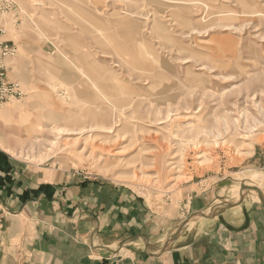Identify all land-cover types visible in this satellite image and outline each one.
I'll use <instances>...</instances> for the list:
<instances>
[{
	"label": "rangeland",
	"instance_id": "rangeland-1",
	"mask_svg": "<svg viewBox=\"0 0 264 264\" xmlns=\"http://www.w3.org/2000/svg\"><path fill=\"white\" fill-rule=\"evenodd\" d=\"M8 2V34L55 51L27 63L19 48L30 81L9 75L24 92L10 103L31 118L22 161L115 181L158 213L255 178L264 0Z\"/></svg>",
	"mask_w": 264,
	"mask_h": 264
},
{
	"label": "crops",
	"instance_id": "crops-1",
	"mask_svg": "<svg viewBox=\"0 0 264 264\" xmlns=\"http://www.w3.org/2000/svg\"><path fill=\"white\" fill-rule=\"evenodd\" d=\"M3 14L0 39L17 47L5 62L7 79L16 70L30 81V68L15 62L19 48L29 63L53 54V44L26 34L15 40ZM15 106L0 108V264H264V205L258 192L240 188L243 181L237 194L208 188L184 211L158 213L115 181L22 161L31 118ZM256 163L255 178L244 183L264 197V156Z\"/></svg>",
	"mask_w": 264,
	"mask_h": 264
},
{
	"label": "built area",
	"instance_id": "built-area-1",
	"mask_svg": "<svg viewBox=\"0 0 264 264\" xmlns=\"http://www.w3.org/2000/svg\"><path fill=\"white\" fill-rule=\"evenodd\" d=\"M8 0H0V11L8 9ZM3 29L0 28V34ZM17 53L16 44L13 41L0 39V108L14 99H20L23 96V89L16 83L9 82L5 62Z\"/></svg>",
	"mask_w": 264,
	"mask_h": 264
},
{
	"label": "water",
	"instance_id": "water-1",
	"mask_svg": "<svg viewBox=\"0 0 264 264\" xmlns=\"http://www.w3.org/2000/svg\"><path fill=\"white\" fill-rule=\"evenodd\" d=\"M241 189H252L254 190L255 192H258L259 193V197H260V200L262 202V204L264 205V197L262 196L261 192H259V189L257 187H254V186H247L245 185L244 182H242L241 184ZM123 242H120L119 245H122ZM112 251V250H110Z\"/></svg>",
	"mask_w": 264,
	"mask_h": 264
},
{
	"label": "bare ground",
	"instance_id": "bare-ground-1",
	"mask_svg": "<svg viewBox=\"0 0 264 264\" xmlns=\"http://www.w3.org/2000/svg\"><path fill=\"white\" fill-rule=\"evenodd\" d=\"M174 164V162L173 163H170L169 165L171 166V165H173ZM241 183V182H240ZM245 183H248V182H245ZM249 184V183H248ZM241 188V187H240ZM236 191H237V189L235 190V193H236ZM237 194V193H236ZM211 206V205H210Z\"/></svg>",
	"mask_w": 264,
	"mask_h": 264
}]
</instances>
